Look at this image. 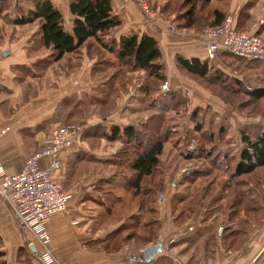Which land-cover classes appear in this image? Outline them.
Segmentation results:
<instances>
[{
  "label": "crops",
  "instance_id": "crops-1",
  "mask_svg": "<svg viewBox=\"0 0 264 264\" xmlns=\"http://www.w3.org/2000/svg\"><path fill=\"white\" fill-rule=\"evenodd\" d=\"M51 1L63 15L65 30L72 33L75 17L70 10L71 0ZM185 1L150 0L151 8L158 15L156 23L151 24L136 4L111 0L113 13L121 25L106 36L107 42H119L131 34L152 37L162 51L167 83L180 86L178 81L173 82L181 81L182 77L176 69V60L197 58L205 62L206 53L202 29L185 26L184 17L189 9ZM213 5L226 11L227 15H234L237 28L241 31L248 30L254 23L260 29L264 25V0H215ZM33 9L32 0H4L0 9V161L10 173L21 169L26 159L48 138L53 125L63 121V115L84 96L91 97L97 85L92 76L97 58L89 57L88 47H84L87 57L80 60L79 68L76 60L71 61V56L55 62L50 51L45 53L35 49L39 23L13 24L15 19L27 16ZM199 19L197 16L196 21L199 22ZM260 34H264V30ZM91 42L96 43L90 40L85 46ZM7 53L8 56H5ZM215 63L214 66L223 67L221 60ZM145 78L144 71L129 75L128 91L121 94L116 110L106 120L93 115L79 123L84 128L83 132L75 139L76 147L64 157L58 174L72 198L69 204L71 214L60 213L47 226L51 236L50 249L59 264H135L142 252L156 244H162L163 248L153 261L169 256L174 264H187L192 258L203 259L205 255L203 251L197 253L188 249L197 234L205 236L213 230L215 218L206 219L204 206L195 210L188 221L176 223L172 215V199L176 192H184L185 187H175L173 179L168 177L165 189L171 193L170 203L160 211L158 239L142 249L134 241L123 242L126 233H122L116 238L122 241L119 249L107 247L113 241L115 232L119 233L123 225L134 223L135 218L128 217L112 225L105 220L109 227L102 226V216L113 203V200H107L105 192L110 189V183L117 180L114 177L118 169L115 162L121 147L119 139L108 141L104 135L111 136L114 127L122 130L129 124L128 115L133 112V107L136 109L142 104L140 85ZM45 81H51L53 87L44 88ZM33 89L38 91L34 93ZM177 121L171 120L170 123L178 127L190 125L189 121ZM42 165L46 167L48 161L43 160ZM202 183L203 179H198L192 191L196 192ZM119 192L124 194L121 190ZM181 205L177 201L176 206ZM263 221L261 218L252 227L247 242L237 253H226L224 243L218 240L214 258H231L232 264H256L264 250ZM0 240L3 242L0 246L1 263L39 264L25 245L12 209L1 197Z\"/></svg>",
  "mask_w": 264,
  "mask_h": 264
},
{
  "label": "trees",
  "instance_id": "trees-1",
  "mask_svg": "<svg viewBox=\"0 0 264 264\" xmlns=\"http://www.w3.org/2000/svg\"><path fill=\"white\" fill-rule=\"evenodd\" d=\"M214 1L186 0L185 4L189 9L184 17L185 26L194 29L219 26L228 15L223 9L214 6ZM32 3L34 9L27 16L15 19L13 24L23 26L39 23V39L35 42L37 51H50L51 57L58 62L64 57L79 54L88 41L94 40L110 56L102 57L94 63L92 76L97 84L94 94L88 97V102H79L66 112L63 115V125L78 124L93 115L106 120L116 110L118 99L125 90L123 88L130 80L129 75L138 71L146 73L145 81L140 85L142 104L128 115L129 124L122 130L114 127L111 136L106 133L104 135L108 141L119 139L121 147L115 162L118 169L114 177L117 180L112 181L110 189L105 192L107 200H113V203L102 216V226L109 227L105 220L112 225L128 217L135 218L134 223L123 225L119 233L115 232L113 241L107 247L111 250L119 249L122 241L116 238L122 233H126L123 242L134 241L142 249L158 239L161 229L160 209L155 203L158 194L166 190V178L174 181L182 170L178 168V164L182 163L185 167L192 165L196 171L175 184V187L181 185L185 188L184 192H176L172 199L174 221L184 223L191 219L195 210L205 206L206 219L217 217L218 223L224 224L221 233L217 234L212 230L205 236L197 234L192 239V247L188 250L197 253L203 251L205 255L203 259L192 258L187 264H204L213 259L218 240L224 243L226 253L239 252L247 242L252 227L263 215L264 127L253 134L241 130L238 156L224 150L233 141L228 136V126L220 125L217 132L210 131L204 122L196 119L195 114L189 122L192 139L186 137L185 141L173 142L175 136L165 118L169 115L182 117L187 105L177 90L168 89L163 94L162 88L167 83L165 63L162 51L152 37L131 34L121 38L119 42H107L106 36L121 25V21L113 13L111 0H71L70 10L75 17L72 33L65 30L63 15L51 0H32ZM197 16L201 18L199 22L196 21ZM263 29L264 25L260 31ZM225 58L249 60L250 63L244 66L257 72L256 76L251 77L254 87L245 86L237 78L222 76L223 72L219 69L212 71V65L197 58H178L176 69L184 77L204 80L210 82V85L226 81V86L245 91L251 101H264V57L248 59L225 54L220 60ZM110 70L112 73L108 74ZM191 141L197 144L194 152L187 150ZM168 144L175 151L174 160L170 157L173 152H170L168 156L171 160L163 168L162 159ZM176 162L178 163L175 165ZM198 179H203L204 185L196 192L192 191ZM119 190L124 194H119ZM168 201L169 204L170 200ZM177 201L182 205L177 207ZM135 264L174 262L171 257L162 256L151 263ZM261 264H264V259Z\"/></svg>",
  "mask_w": 264,
  "mask_h": 264
},
{
  "label": "built area",
  "instance_id": "built-area-1",
  "mask_svg": "<svg viewBox=\"0 0 264 264\" xmlns=\"http://www.w3.org/2000/svg\"><path fill=\"white\" fill-rule=\"evenodd\" d=\"M124 1L136 4L149 23H156L158 15L151 8L150 0ZM1 3L2 0L0 7ZM201 36L206 47L205 62L209 65L225 54L248 59L264 57V34H258V28L240 32L234 15H228L217 27H204ZM83 129L81 124L57 126L16 173L8 172L0 161V197L12 209L25 245L39 264H59L50 249L51 236L47 226L54 216L71 214L69 204L72 198L58 174L64 157L76 147L75 139ZM192 143L187 148L189 152L196 150V143ZM43 160L48 161L46 167L42 165ZM195 171L192 165H187L176 176L174 184H179ZM159 203L162 206L167 204L165 194L159 195ZM209 264L221 263L216 260Z\"/></svg>",
  "mask_w": 264,
  "mask_h": 264
},
{
  "label": "rangeland",
  "instance_id": "rangeland-1",
  "mask_svg": "<svg viewBox=\"0 0 264 264\" xmlns=\"http://www.w3.org/2000/svg\"><path fill=\"white\" fill-rule=\"evenodd\" d=\"M208 11V10H207ZM1 27V26H0ZM255 27V29L258 28V31L260 30V27L257 24H252L248 30L246 31H241L240 32H250ZM264 30V29H263ZM3 33V30H2ZM0 42V46H1ZM99 45V44H98ZM96 43H92L88 46H85V48L88 47V55L90 58H97L99 60L102 57L109 58L110 56L107 55L101 48L100 45L98 46ZM85 48L82 49L84 51H80L79 54H74L69 58H72L71 61L76 60L77 68L80 67V60H83V57H87L85 55ZM68 58V57H67ZM249 60H244V59H235V58H228L226 60H221V64L223 65L219 67L212 65V71H217L218 69L223 72L224 77L226 78H231V79H239L243 81L244 85L252 88L254 87L253 82H251V77L256 76L257 72L254 70H251V68H248L247 66H244L246 64H249ZM72 64V63H71ZM216 64V63H215ZM44 67V66H42ZM40 67V68H42ZM247 67V68H246ZM112 70L108 71V74H111ZM181 81L179 80H173V82L178 81L180 86L175 85H169V83H166L165 85L166 90H163V94L168 92V89L174 90L177 89L180 90L179 92L182 95V100L186 102L187 105V110L182 117H178L175 115H169L167 118H165V122L167 125H170L172 128V134L175 136L174 141H185L187 138L192 139L193 134L191 132V124L185 127H178L176 124L170 123L176 121L179 123L183 122H190L191 116L193 114L196 115V119L200 120L205 123V126L208 130L217 132L218 126L220 125H225L229 127V133L228 136L232 138L233 140L231 142V145L227 146L224 148L225 151H228L230 154H235V156H238L239 154V149H240V132L241 130H244L246 132H251L253 133H258L262 130L264 127V101L256 103L254 101H251L250 98L245 94V91H238V89H235V87H228L226 86V81L225 83L220 82L219 84H213L210 85L204 80H194L192 78H187V77H180ZM145 81V80H144ZM228 82V81H227ZM143 84V83H142ZM164 85V86H165ZM163 86V87H164ZM53 85L51 84V81H45L44 82V88H52ZM180 87V88H179ZM208 88L207 90L204 88ZM124 93L128 91V85L124 86ZM163 89V88H162ZM232 90H235L236 92L233 93ZM36 93L38 90L33 89ZM238 92V93H237ZM162 95V93H160ZM90 98L87 96H84L80 102L84 101H89ZM134 109V107H133ZM180 119V120H179ZM185 119V121H183ZM56 123V122H55ZM177 123V124H179ZM65 124L64 122L60 121L53 125V129L56 128L57 126ZM79 124V123H78ZM52 129V130H53ZM51 130V129H50ZM194 142V141H191ZM233 143V144H232ZM193 144V143H191ZM190 144V145H191ZM197 145V144H196ZM185 147V145H183ZM40 147V146H39ZM38 147V148H39ZM172 145L168 144L167 149H166V154L162 159V165L163 168L168 164V161L171 160L169 159L170 157L173 158L175 151H173ZM170 152L172 153V156H168ZM174 158L172 159V161ZM178 162L175 163V165ZM180 166V167H179ZM185 167V164H178L179 169H183ZM263 173V172H262ZM204 182V181H203ZM204 183H202V186ZM181 187V185L179 186ZM165 194L167 197V204H168V199L169 195L171 194L168 190H165L158 194L157 197V206L159 207L160 211L162 210V205L159 203V195ZM167 204L165 205L164 208H167ZM264 206V204H263ZM264 213V210H263ZM215 218V225L213 230L218 233L222 232L224 230V224L223 223H217L216 217ZM211 219V218H210ZM263 219V215H262ZM214 220V219H213ZM264 220V219H263ZM264 222V221H263ZM223 227V230L219 231L220 228ZM3 245V242L0 240V246ZM261 257L256 261V264H261L262 260L264 259V250L261 253ZM1 258V257H0ZM219 261L221 264H232V259L223 257L220 258V260L213 258L207 262H204V264H209L213 261ZM234 264V263H233Z\"/></svg>",
  "mask_w": 264,
  "mask_h": 264
},
{
  "label": "water",
  "instance_id": "water-1",
  "mask_svg": "<svg viewBox=\"0 0 264 264\" xmlns=\"http://www.w3.org/2000/svg\"><path fill=\"white\" fill-rule=\"evenodd\" d=\"M5 56H8V53L5 54ZM162 248V244L151 246L142 252V254L136 258V260L139 262L151 263L156 256L162 253Z\"/></svg>",
  "mask_w": 264,
  "mask_h": 264
}]
</instances>
